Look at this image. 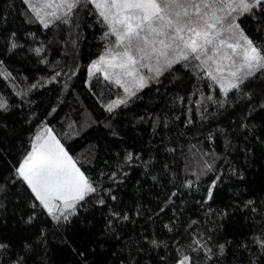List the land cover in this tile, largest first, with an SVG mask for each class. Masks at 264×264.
<instances>
[{"label":"trees","instance_id":"1","mask_svg":"<svg viewBox=\"0 0 264 264\" xmlns=\"http://www.w3.org/2000/svg\"><path fill=\"white\" fill-rule=\"evenodd\" d=\"M97 13L84 4L70 23L44 28L22 0H0V238L17 254L30 242L27 264H176L180 253L196 264H264V75L230 93L223 108L206 99H225L219 87L181 65L140 90L123 77L136 92L129 97L115 76L91 73L107 46ZM237 22L264 45V12ZM45 126L98 186L70 224L40 208L24 222L31 193L14 169ZM217 176L214 199L204 203ZM248 200L255 204L245 207ZM197 240L211 259L206 248L193 251Z\"/></svg>","mask_w":264,"mask_h":264},{"label":"snow or ice","instance_id":"2","mask_svg":"<svg viewBox=\"0 0 264 264\" xmlns=\"http://www.w3.org/2000/svg\"><path fill=\"white\" fill-rule=\"evenodd\" d=\"M22 2L44 28L54 21L70 23L74 9L84 4L97 9L101 22L108 29L104 33L106 52L100 56L99 63L113 70L115 84L123 87L129 97L135 96L136 92L125 86L123 77H131L130 83L140 90L148 87L149 81L159 83V77L166 71L181 65L198 78L206 76L212 82L210 88L219 87L225 99L214 101L213 95L206 99L223 108L230 93L242 92L249 81L264 75V45H258L237 22L241 16L264 12V0H42L44 8H54L53 11H44V8L33 5L32 0ZM62 9L66 10L59 15L58 11ZM49 16L53 20L46 19ZM12 35L14 37L15 33ZM10 46L13 49L18 47L15 42ZM35 52L39 54L41 49L36 48ZM90 68L100 70L96 61ZM141 69L153 75L147 76ZM109 78L106 72L105 79ZM244 96L250 100L252 93L244 92ZM125 103L123 98L113 101L107 105V111L111 112L116 104ZM5 107L6 104L0 101V109ZM260 107L264 108V104ZM191 122L189 118L188 123ZM47 136L43 144H34L14 169L15 176L31 193L28 203L33 211L24 222L32 224L36 219L35 210L40 208L58 224H70L71 218L77 216L79 209L98 192V186L76 166L50 128ZM34 139L40 141L43 137L38 135ZM127 160H133L131 153ZM208 169L211 170V165ZM239 178L243 179V176ZM219 179L217 176L209 185L204 203L214 199ZM175 195L173 192L172 196ZM98 203L104 205L105 200L101 198ZM254 204L255 201L248 200L245 207ZM123 219L127 220L128 216ZM150 243L158 246L156 240ZM195 243L197 247L193 251L206 248V255L211 259L212 249L207 243L201 244L200 240ZM257 243L264 250V239L257 238ZM219 247L222 253L224 245ZM30 249V242L25 241L21 244V253L17 254L11 251L10 242L0 238V264H27L24 253ZM9 252L11 255L5 259L4 255ZM176 264H196V261L191 255L180 253Z\"/></svg>","mask_w":264,"mask_h":264},{"label":"rangeland","instance_id":"3","mask_svg":"<svg viewBox=\"0 0 264 264\" xmlns=\"http://www.w3.org/2000/svg\"><path fill=\"white\" fill-rule=\"evenodd\" d=\"M98 63V66H99V68L100 69H102L103 70V74L105 75V73L107 72L108 73V75H112V72H113V70L112 69H110V68H107L106 67V65L105 64H101V63H99V62H97ZM97 70H96V68H91V73L92 72H96ZM125 79H128V80H131L132 78L131 77H124ZM51 129L52 130V135H54L55 136V138L57 139V140H59L58 139V137L56 136V134H55V132L53 131V129L51 128V127H49V126H45L44 128H42L37 134H36V136H38V135H40V136H42L43 137V139L42 140H40V141H36L35 140V143L34 144H43L44 142H45V140H47L48 139V136H47V129ZM35 136V137H36ZM60 141V140H59ZM50 142V141H49ZM61 143V142H60ZM61 145H63L62 143H61ZM64 147V146H63ZM64 150L68 153V151L66 150V148L64 147ZM69 154V153H68ZM69 156H71L70 154H69ZM72 157V156H71ZM73 159V158H72ZM74 160V159H73ZM75 161V160H74ZM76 162V161H75ZM76 166L78 167V168H80L78 165H77V163H76ZM82 171V170H81ZM83 172V171H82Z\"/></svg>","mask_w":264,"mask_h":264}]
</instances>
